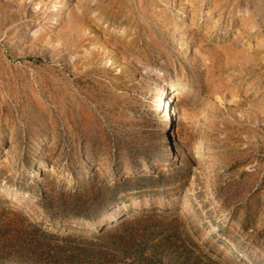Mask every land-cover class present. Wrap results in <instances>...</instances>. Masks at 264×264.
Returning a JSON list of instances; mask_svg holds the SVG:
<instances>
[{"label":"rangeland","instance_id":"374dc122","mask_svg":"<svg viewBox=\"0 0 264 264\" xmlns=\"http://www.w3.org/2000/svg\"><path fill=\"white\" fill-rule=\"evenodd\" d=\"M152 212L134 264H264V0H0V222Z\"/></svg>","mask_w":264,"mask_h":264},{"label":"trees","instance_id":"16d2710c","mask_svg":"<svg viewBox=\"0 0 264 264\" xmlns=\"http://www.w3.org/2000/svg\"><path fill=\"white\" fill-rule=\"evenodd\" d=\"M108 220L97 226L94 235L88 237L66 229L48 230L27 220L25 224H14L4 219L0 222L3 226H0V232L4 234L0 240V252L7 246L21 245V249L33 256L29 264H134V261L127 260L133 257V250L150 240H153L154 250L164 246L162 244L169 235L167 230L170 231L172 225L156 212L131 214L129 217L121 213L114 221ZM20 232L24 234L22 241L13 240L11 243L10 236ZM121 251L126 256L119 258ZM161 257V252H155L146 257L145 264L152 258L154 264L161 263Z\"/></svg>","mask_w":264,"mask_h":264},{"label":"bare ground","instance_id":"6f19581e","mask_svg":"<svg viewBox=\"0 0 264 264\" xmlns=\"http://www.w3.org/2000/svg\"><path fill=\"white\" fill-rule=\"evenodd\" d=\"M258 4H259V3H258ZM93 45H94V44H93ZM130 46H131V45H130ZM173 92H174V93H173V98H174V100H175V99H177V97L179 96L180 91H179V89L176 88V89L173 90ZM163 98H164V97H163V93H162L160 99L162 100ZM173 98H171V99L168 101V104L171 103V102L173 101ZM165 103H166V101H165ZM165 103H164V104H165ZM113 220H115V217H114Z\"/></svg>","mask_w":264,"mask_h":264}]
</instances>
